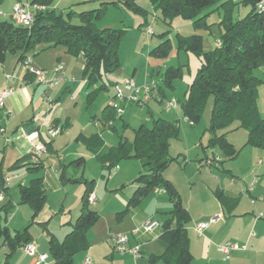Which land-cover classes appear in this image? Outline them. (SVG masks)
Returning a JSON list of instances; mask_svg holds the SVG:
<instances>
[{"label":"trees","instance_id":"16d2710c","mask_svg":"<svg viewBox=\"0 0 264 264\" xmlns=\"http://www.w3.org/2000/svg\"><path fill=\"white\" fill-rule=\"evenodd\" d=\"M99 2V7L91 12L79 14L82 25H72L69 20L54 11L36 13L30 27L15 25L12 21L0 22V64H3L8 54L16 55L18 64L32 53L36 47L44 48L61 46L67 54L80 55L84 60L82 79L86 82L87 100L97 91L105 89L98 82L103 76L111 74L119 67V43L124 35L123 30L103 28L93 29V21L99 20L107 5L122 4L136 12H143L134 0H92ZM261 0H244L250 7L247 14L240 19H232V0H150L152 5L158 6L163 19L170 20L181 17L192 22L195 28H207L206 17L209 13L202 12L212 6L213 11L222 10L220 38L217 45L209 51H203L202 37L192 35L187 38L178 37V49L190 52L200 59V67L188 86L185 100L181 104V118L186 119L192 126L201 120L203 106L212 98L210 138L208 147H218L227 159L237 156L239 149L227 143L225 133L217 136L218 130H225L234 123L237 127L247 130L246 145L264 149V119L260 116L257 100L258 87L262 81L256 76V71L264 64V12L257 10ZM45 5V2L33 0ZM212 11V12H213ZM70 17V14H68ZM166 34L160 35L161 42L150 50L149 56L154 59H166L172 46ZM24 77H31L25 73ZM151 78L158 80V75ZM179 69H167L160 73L161 80L169 87L174 79L180 78ZM32 78V77H31ZM33 79V78H32ZM98 86V87H97ZM160 90L159 86L157 87ZM161 91V90H160ZM116 114L111 105H107L101 112V122L104 130L116 131L113 122ZM112 122L111 126L108 124ZM236 127V129H237ZM180 137L179 121H167L163 118L153 119L152 126H139L133 131L132 140L119 136L117 147L103 149L102 141L95 138V144L88 148L99 160L102 168L108 174L114 170L121 160H139L142 169L134 179L135 190L129 198L127 208L118 214L122 218L130 209L137 207L141 201L155 190L164 191L171 204V210L166 218L159 222L160 234L157 243L162 248L160 255H152L150 264L163 261L164 264H190L192 255L189 249V235L187 226L191 216L182 204L181 197L174 185L163 173L171 163L178 160L169 155L170 142ZM83 167V158H77L69 165L61 166L60 181L63 184H82L84 191L81 197L80 214L71 225L70 232L61 242L53 237L49 240V255L52 264H73L74 256L88 249V230L98 221L97 212L90 209L87 198L94 192V181L83 176L66 172L67 167ZM38 167H36L35 170ZM4 178L0 173V188L5 192ZM42 178H35L27 186L19 187V202L25 204L32 211L34 219L46 202V189ZM14 206L8 202L0 208L5 214L7 222ZM32 243V238L25 229L24 233L11 234L9 228L0 225V246L6 249V261L19 249Z\"/></svg>","mask_w":264,"mask_h":264},{"label":"rangeland","instance_id":"374dc122","mask_svg":"<svg viewBox=\"0 0 264 264\" xmlns=\"http://www.w3.org/2000/svg\"><path fill=\"white\" fill-rule=\"evenodd\" d=\"M31 3L33 0H0V22H9L10 14L13 6L17 2ZM45 2L46 11H54L56 15L62 16L69 20L72 25H82L83 21L79 14L83 12H91L99 7V2L92 0H40ZM234 5L231 11L232 19L243 18L250 7L243 3L244 0H232ZM134 3L143 12L136 13L122 4L117 6L107 5L103 16L99 20L93 21V29L100 30L103 28H111L123 30L124 35L119 43L118 57L119 67L116 71L103 76L98 82V86L103 85L105 89L97 91L95 95L88 102L87 90L85 82L82 79V68L84 65L83 58L78 55L74 56L67 54L65 48L61 46L44 48L45 46H38L28 56L31 57L34 68L52 70L54 63L60 58L64 63L65 70H71L68 76V81L71 82V87L74 89L71 92L76 107L73 111L80 114L81 119L77 124V129L81 127L82 119L86 115L90 123L94 125V121L101 123V112L104 107L111 103V93L115 85H121L126 79H132V73L136 71V79L134 83L138 87H143V84L149 79L152 74L158 75V85L161 91H153L150 99L143 105L128 104L126 106L127 114L130 117L123 116L122 119L116 117L115 130H105L101 138L103 149L106 151L115 148L119 142V136L122 135L128 140H132L133 131L139 126H152L153 119L163 118L167 121H179L180 137L178 140L170 142L169 155L173 158H178L177 161L170 164L165 170L163 176L165 179L169 176L175 182V188L178 191L182 202L188 204L192 212H198L202 204L206 205L211 201V191L218 184H223L227 187L229 179L232 177L228 174L231 170L237 178V183L245 186L247 189L251 186L253 180L264 179V149L251 147L246 145L247 130L245 127H237L238 123H234L225 130H218L217 136L225 133V140L234 148L239 149L238 154L233 159H227L223 156L218 147L209 148L208 141L210 138V122L212 111V98L203 106L201 120L198 125L191 126L186 119L181 118V104L185 100V95L188 86L192 82L195 73L200 67V59L190 52L179 50L178 37L187 38L192 35L202 37L203 51L212 50L220 38L221 27L219 22L222 20V10L213 11L216 6L209 7L202 12L209 13L206 17L207 28H195L192 22L181 17H174L170 20L163 19L160 9L156 5H152L150 0H134ZM213 11V12H212ZM70 14V17H68ZM152 29V35L145 33L146 28ZM166 34L167 40H170L172 50L166 59H154L149 56V52L157 46L161 40L160 35ZM15 55L8 54L7 69L12 72V59ZM16 60V59H15ZM14 61V60H13ZM52 68V69H51ZM179 69L181 77L172 81L171 87L167 86L160 78V73L163 74L167 69ZM1 71V69H0ZM2 74V73H1ZM133 80V79H132ZM113 84V85H112ZM97 86V87H98ZM260 97L257 100L258 109L262 115V103L264 102V90L259 92ZM261 98V105H260ZM173 101L175 106L172 110L166 111L165 106L167 102ZM125 107V106H124ZM124 107L122 114L124 112ZM126 114V115H127ZM123 120V121H122ZM125 122L127 125H123ZM98 124V123H97ZM237 127V129H236ZM43 132V131H42ZM11 138L10 136H7ZM197 145V147H196ZM9 147V146H8ZM2 144L0 141V153L2 151ZM218 158L221 163L211 166L205 165L204 161L207 159ZM84 165L80 169L73 165L72 169H76V177L83 176L88 180H93L94 192L96 201L90 206V209L97 212L98 221L88 230L93 238L99 239L110 234H116L119 226L117 222L118 214L123 212L127 207L129 198L135 190L134 179L138 176L142 169L139 160H121L118 167L123 166V169L108 174L107 168H102L99 160L94 156L93 159H83ZM261 162V165L258 162ZM250 168L255 172L250 174ZM1 177L5 178L9 172L2 170ZM69 172L68 176H71ZM219 178L217 181L214 178ZM217 178V179H218ZM172 182V181H171ZM17 180L10 183L9 193L3 194V201L0 203V208L11 202L16 208L21 207L20 213L16 221L10 224V220L4 221L5 214L0 210V225H6L11 234L16 232L24 233L25 229L33 237L34 244L47 252L49 248V240L54 236L55 240H62L65 233L71 230V225L80 214L81 197L84 191L82 184H64L59 187L52 186L50 183L46 186V202L39 214L32 219V211L25 205H19V186ZM66 196V199H65ZM157 197L167 201V195L164 191L159 194H150L144 198L141 203L131 210L149 212L156 219H161V214L164 212L162 204L158 206L157 213L154 205ZM166 204V203H165ZM29 212L23 213V210ZM171 210V205L170 208ZM11 216V215H9ZM166 216V215H164ZM128 217V215H127ZM26 218V219H25ZM9 219V218H8ZM25 220V221H24ZM112 228V229H111ZM91 236V237H92ZM113 236V235H112ZM111 242V241H110ZM6 249L0 246V264H5ZM83 252L74 256V264L82 256ZM23 252L18 251L11 259L9 264H19ZM119 255V254H118ZM92 257V256H91ZM145 264V263H144ZM155 264H164L163 261H158Z\"/></svg>","mask_w":264,"mask_h":264},{"label":"crops","instance_id":"0c3cea01","mask_svg":"<svg viewBox=\"0 0 264 264\" xmlns=\"http://www.w3.org/2000/svg\"><path fill=\"white\" fill-rule=\"evenodd\" d=\"M6 61L7 58L3 64H0V92L6 88H11L13 91L12 94L4 100L3 107L0 108V126L3 129V133L0 132V141L2 144L0 171L6 170L9 172V175L14 174L16 177L12 179L10 183L13 180H17V185L19 187L27 186V184L35 178H42L44 185L50 183L55 187L62 186L64 184L60 181V171L58 169H60L61 166L69 165L79 157L83 159H93L95 155H93L94 153L88 148V145L90 144V146H93L96 143L94 140L95 138L102 140L101 138L105 133L104 127L103 125L100 126V122H97V120L94 121V125L91 124L92 121L90 123L88 117L84 115L85 117L82 119L83 125L77 129L76 126L82 116H80L79 113L77 115L75 110L73 111V108L75 109L77 105L73 96H71V92L74 90L71 87L73 77H71L72 81L67 80L55 88H47L46 86L34 84L31 77H24L25 70L21 64H18L16 55L14 59H12L13 64L15 62L12 66V72H8L10 70L7 69ZM58 62L63 63L60 58L57 59L56 63ZM31 66L33 67V64H31ZM64 72L67 76L70 75L71 70H65L64 66ZM135 73L136 71H134L131 76L133 81L136 79ZM6 76L11 77L10 80H7ZM256 76L262 81L258 87L259 98L260 90H264V64L262 68L260 67L256 71ZM155 91L160 90L156 88ZM110 95V99H112V93ZM46 98L52 101L53 106L51 110L47 109ZM107 105H110V103ZM126 106L130 105H125L122 115L130 117V115L127 114L128 107ZM261 107L263 114H260L259 109L258 111L260 116L264 119V102ZM122 117L123 116H121L120 119H122ZM122 123L123 125H127L125 122ZM53 125H60L62 130L54 139H49L46 137V129L47 126ZM113 126L115 127L114 122ZM21 132L26 134L38 132L40 139L46 146V153L39 162H34L28 155L29 144L23 137H19ZM7 136H16L19 138L14 140L11 145H6L5 138ZM205 159V165L211 166L214 164L215 168L217 166L216 164L221 163V159L218 158L212 157V159ZM258 164L261 165V162L259 161ZM36 167H38L36 171L33 170ZM72 167L73 166L67 167L66 172L75 174L77 170H74V168L72 169ZM117 167L115 170L120 171L123 169V166L121 169ZM227 172L232 177L229 179L227 187L223 184L215 186L211 191V201L206 205L202 204L198 212H192L190 206L182 202L191 216V222L187 226L190 239L189 249L192 255L190 264H264V179H258L257 181L253 180V189L248 192L245 186L241 189V186L237 183V177L231 174V170ZM254 172L255 170L250 168V174ZM166 178L170 179L173 185L175 184L172 178L169 176H166ZM217 178L214 179L219 181V178ZM9 185L5 193H9ZM93 193L95 194V192ZM153 193L159 194L160 191L158 193ZM155 202H157V205H154V209H156L155 213H157L160 204H162V209H164V212L161 214V219L159 220L153 217L152 214L150 216L147 210L143 212L133 211L131 209L124 214L122 218L120 217L117 219L119 226H115L117 229L116 234L125 233L129 236L130 245H141L140 256L137 259L129 254L118 255L113 250L110 240L107 241L106 236L95 240L92 235H88V231L86 236L89 247L83 252L76 264H80L85 255L92 256V264H150L149 259L152 255L157 256L162 253V248L157 243V238L160 234L159 227L149 233L137 230V228L142 222L148 219L158 223L164 220L167 217L164 215L169 213L171 205L168 197L166 202L161 199V197H157ZM10 204L12 203L10 202ZM20 210L21 207H18L14 213L10 214L11 216H9L8 219L10 220V224H12L14 220L16 221ZM22 210L24 214L26 213V216L29 215L28 211L25 209ZM211 219H214V222L199 235L196 232V226L200 223H206ZM110 231L109 229L108 239L114 235L110 234ZM69 232L70 230L65 233V236ZM31 238L32 243H34L32 236ZM62 240L56 241L61 242ZM229 242L245 245L246 249L232 251L229 256L226 257L223 253L218 251V247ZM18 251L23 252L19 264H33L38 254L47 255L45 264L53 263L49 255V250L44 252V250L42 251L36 246V254L32 257L22 248L17 250L12 257L16 255ZM72 262L74 264V259Z\"/></svg>","mask_w":264,"mask_h":264},{"label":"built area","instance_id":"2783aa9c","mask_svg":"<svg viewBox=\"0 0 264 264\" xmlns=\"http://www.w3.org/2000/svg\"><path fill=\"white\" fill-rule=\"evenodd\" d=\"M46 10V6L37 3V2H31V3H23L21 1L17 2L11 11L10 14V20L18 26L23 27H30L33 22V17L36 13L44 12ZM257 10L260 12H264V0H261L257 4ZM145 33L147 35H152V29L146 28ZM32 60L31 57L27 56L23 63H21V66L24 68L25 73L29 74L33 78V82L36 85H42L46 86L47 88H55L61 83L69 80L64 72V66L63 63H55V66L52 70H39L35 69L31 66ZM11 77L6 76L7 80H10ZM158 80L155 78L149 77V79L143 84V87H138L135 85L134 81L132 79H126L122 82L121 85H115L113 87L112 91V99H111V107L114 109L116 117H121L123 107L127 104H137L139 106L143 105L148 101L153 91L156 90L158 87ZM11 88H6L3 91L0 92V108L4 105V100L9 97L12 94ZM47 103V109H52V101H50L49 98H46ZM175 103L173 101L167 102L165 106L166 111H170L174 108ZM112 122L108 124V126H111ZM191 125V124H190ZM192 126V125H191ZM62 128L60 125H53V126H47L46 129V137L49 139H54L57 135L60 134ZM0 132L3 133V129L0 126ZM19 137H23L25 141L28 142L29 148H28V155L34 162H39L42 156L46 153V146L43 144L44 142L40 139V136L38 132H32L30 134H26L21 132L19 134ZM16 136H13L11 138L6 137L5 138V144L11 145L14 140L17 138ZM115 170V169H114ZM112 170V171H114ZM16 176L14 174L8 175L4 178V187L7 188L10 181L14 179ZM254 182L251 184V186L248 188V192L253 189ZM155 193H158L159 190H155ZM3 194L4 190L0 188V203L3 201ZM96 197L94 193H90L87 202L88 205L92 206L95 204ZM214 222V219L209 220L206 223H200L196 226V232L201 235L203 230H205L211 223ZM159 223L152 220H147L142 222L137 230L143 231V232H153L154 230L158 229ZM113 250L117 254H129L133 256L134 258H138L140 256L141 252V245L135 244L130 245L129 242V236L125 233H118L113 235L110 238ZM245 245H238L236 243H225L222 246L218 247V251L223 253L226 257L229 256L230 252L232 251H239V250H245ZM25 252L29 256H35L36 254V245L34 243L28 244L26 247H24ZM47 260L46 254H38L35 258V261L33 264H45ZM80 264H92V259L89 255H85Z\"/></svg>","mask_w":264,"mask_h":264}]
</instances>
